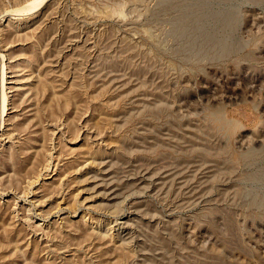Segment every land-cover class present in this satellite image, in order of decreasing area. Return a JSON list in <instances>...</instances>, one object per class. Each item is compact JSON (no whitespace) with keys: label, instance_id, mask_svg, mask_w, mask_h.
<instances>
[{"label":"rangeland","instance_id":"1","mask_svg":"<svg viewBox=\"0 0 264 264\" xmlns=\"http://www.w3.org/2000/svg\"><path fill=\"white\" fill-rule=\"evenodd\" d=\"M0 264H264V0H0Z\"/></svg>","mask_w":264,"mask_h":264}]
</instances>
